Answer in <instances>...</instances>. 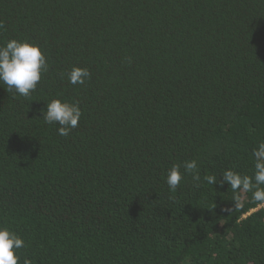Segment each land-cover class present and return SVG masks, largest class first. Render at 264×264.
Wrapping results in <instances>:
<instances>
[{"label":"trees","instance_id":"trees-1","mask_svg":"<svg viewBox=\"0 0 264 264\" xmlns=\"http://www.w3.org/2000/svg\"><path fill=\"white\" fill-rule=\"evenodd\" d=\"M0 21V44L49 66L28 99L0 82V226L21 264H264V207L219 183L251 176L264 141V0H0ZM54 99L83 113L66 137L43 120ZM192 159L199 186L171 192Z\"/></svg>","mask_w":264,"mask_h":264},{"label":"clouds","instance_id":"clouds-1","mask_svg":"<svg viewBox=\"0 0 264 264\" xmlns=\"http://www.w3.org/2000/svg\"><path fill=\"white\" fill-rule=\"evenodd\" d=\"M4 24L0 21V30ZM48 60L39 45L29 41L9 40L0 44V82L7 85V91L23 96L25 99L37 89L42 77L48 71ZM65 73H61L63 78ZM71 85H84L91 79V72L87 68L73 67L67 74ZM79 102L70 103L54 99L47 104V111L43 113L45 123L58 124V134L68 136L79 126L82 118ZM254 157V172L250 175H241L231 169L223 172V184L230 185L234 192L252 193V200L257 207H264V141L260 142L252 153ZM183 168V171H181ZM190 174L194 182L201 181L198 164L195 159L184 161L183 164H174L167 173L166 183L171 192H176ZM203 181L207 184H217L215 175H205ZM237 207L240 206L237 201ZM26 247L25 241L17 233L7 227L0 226V264H21L20 249ZM22 264H32V260L24 257Z\"/></svg>","mask_w":264,"mask_h":264}]
</instances>
